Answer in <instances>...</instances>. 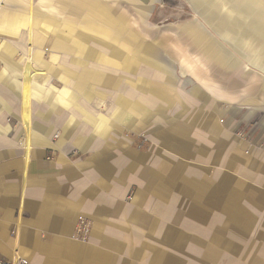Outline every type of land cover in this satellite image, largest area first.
Listing matches in <instances>:
<instances>
[{
    "label": "crops",
    "instance_id": "obj_1",
    "mask_svg": "<svg viewBox=\"0 0 264 264\" xmlns=\"http://www.w3.org/2000/svg\"><path fill=\"white\" fill-rule=\"evenodd\" d=\"M191 1L222 41L190 29L180 69L142 51L155 77L141 88L133 36L101 0L72 1L100 53L44 28L69 0L0 6V264H119L140 254L133 236L165 244L182 226L264 235V0ZM126 33L127 51L107 42ZM88 58L125 72L105 84ZM81 215L87 242L73 239Z\"/></svg>",
    "mask_w": 264,
    "mask_h": 264
},
{
    "label": "rangeland",
    "instance_id": "obj_2",
    "mask_svg": "<svg viewBox=\"0 0 264 264\" xmlns=\"http://www.w3.org/2000/svg\"><path fill=\"white\" fill-rule=\"evenodd\" d=\"M73 0H69L68 6L65 12L60 14L62 17L55 18L50 26H44L51 34L55 36H72L73 38L86 36L87 42L85 44L88 52L97 51L98 53L104 51V43H98L94 40L106 39L97 33H94L81 23L85 18L79 17L78 10H73ZM7 0H0V6L6 4ZM24 5H28V8L35 9L41 4L42 0H21ZM101 2L107 4V17L115 23L123 22V28L127 30V33L133 36L131 50L135 51L136 59L134 70V84L136 88L143 84V81L148 83L153 81L154 75H144V67H151L149 63L154 61L149 59L148 64L143 63L142 51L151 52V55L157 53L162 55V58L167 60L170 65L177 66L179 69L182 66L181 60L184 57H191V42L190 29L195 28L201 31V34L210 36H218L214 29L208 26L205 18L197 12V8L192 4L191 0H150L146 6H139L136 0H101ZM147 2V1H146ZM22 7H24L22 5ZM59 7L55 2L54 8ZM59 15V13H57ZM28 18V17H27ZM102 23L106 21L104 18ZM33 28V27H32ZM33 29H29V32ZM28 32V27H27ZM121 37L117 43H110L115 46H119L120 51H127V35ZM221 42L222 38H215ZM98 40V41H99ZM122 40L121 42H119ZM107 44V45H109ZM75 45V43L73 44ZM112 45V46H113ZM196 50V49H195ZM140 52V54L138 53ZM196 53V51H195ZM177 57L180 61L169 58V56ZM202 55H200L201 57ZM171 60V62L169 61ZM79 59L72 58V69H77L76 62ZM106 60H109L107 58ZM87 62L88 69H97L98 74L103 72V83L109 84L111 78L114 75L118 78L120 72H125L122 69V59H116L119 64L118 71L114 72L111 69L104 68L95 62V59L81 60ZM163 63V62H162ZM31 64V63H29ZM164 64V63H163ZM104 65H106L104 63ZM168 65V64H167ZM109 67L108 65H106ZM108 70V72H107ZM77 72V71H76ZM148 72V71H147ZM179 72V70H178ZM108 73V75H104ZM112 74V75H110ZM179 74V73H178ZM94 107V101L90 102ZM147 132H141L137 135L138 143L136 148L138 150L145 149L146 145L150 143ZM247 135V130H240L237 132L239 138H243ZM254 144V143H253ZM132 198H130L131 200ZM86 218V217H85ZM87 220H89L87 218ZM91 224V230L93 224ZM184 232L181 236L171 237L166 236L162 242L164 236H160L157 233L153 235L145 236H133L135 247L140 251L139 255H136L137 250L132 252V256L121 257L123 252H120L119 264H257L264 263V235L255 234H229L228 227L216 228L214 226L189 228L187 226L181 227ZM191 230H196L192 233ZM219 233L217 235L212 234L211 231ZM92 232V231H91ZM74 236V234H73ZM74 239V238H73ZM80 242V241H79ZM150 244V245H148ZM20 261V259H19Z\"/></svg>",
    "mask_w": 264,
    "mask_h": 264
},
{
    "label": "built area",
    "instance_id": "obj_3",
    "mask_svg": "<svg viewBox=\"0 0 264 264\" xmlns=\"http://www.w3.org/2000/svg\"><path fill=\"white\" fill-rule=\"evenodd\" d=\"M91 224L90 221L85 218V216L81 215L78 218V222L76 225L75 233L73 238L80 242H87L91 235ZM20 264H26L27 261L20 259Z\"/></svg>",
    "mask_w": 264,
    "mask_h": 264
}]
</instances>
